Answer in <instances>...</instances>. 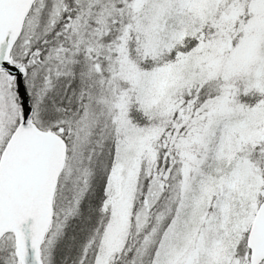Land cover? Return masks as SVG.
Listing matches in <instances>:
<instances>
[{
    "label": "snow or ice",
    "instance_id": "1",
    "mask_svg": "<svg viewBox=\"0 0 264 264\" xmlns=\"http://www.w3.org/2000/svg\"><path fill=\"white\" fill-rule=\"evenodd\" d=\"M0 264H264V0H0Z\"/></svg>",
    "mask_w": 264,
    "mask_h": 264
}]
</instances>
